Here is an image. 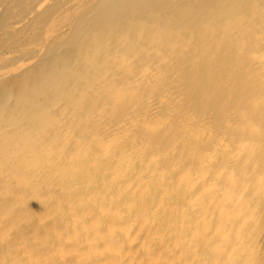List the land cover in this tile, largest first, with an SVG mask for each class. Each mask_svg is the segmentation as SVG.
Instances as JSON below:
<instances>
[{"label":"bare ground","instance_id":"bare-ground-1","mask_svg":"<svg viewBox=\"0 0 264 264\" xmlns=\"http://www.w3.org/2000/svg\"><path fill=\"white\" fill-rule=\"evenodd\" d=\"M0 264H264V0H0Z\"/></svg>","mask_w":264,"mask_h":264}]
</instances>
